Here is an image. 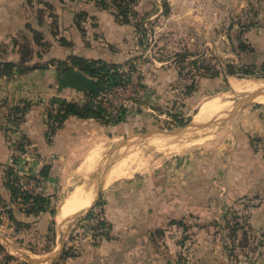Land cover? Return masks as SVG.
Returning <instances> with one entry per match:
<instances>
[{"label":"rangeland","instance_id":"obj_1","mask_svg":"<svg viewBox=\"0 0 264 264\" xmlns=\"http://www.w3.org/2000/svg\"><path fill=\"white\" fill-rule=\"evenodd\" d=\"M0 1V61L20 58L13 44L32 39L28 25L42 31L48 44L33 47L42 53L33 58V63L43 65L36 69L40 72L0 77V137L10 149L9 158L0 157V193L23 223L25 213L11 203L5 173L13 166L23 189L48 194L51 177L42 180L40 173L52 159L36 151L28 130L35 129L50 144L55 140V135L48 138L47 117L60 102L49 97V75L43 71L56 66L67 72L58 63L70 56L57 59L54 45H60L57 39L63 37L68 11L75 20L79 13L83 16V30L76 27L84 37L99 35L106 49L127 54L116 69L119 77L110 69L104 79L99 78L100 89L91 91L95 101L100 93V104L112 115L125 110L120 130L114 122H100V143L98 134H85L84 140L99 144L75 154L70 167L77 171L57 173L55 216L43 212L28 228L16 231L3 214L1 242L17 258L5 263L0 255V264H75L72 260L81 254L82 245L88 241L100 245L110 237L109 193L148 201L146 217L158 216L148 244L163 252L164 264H264V57L247 38L255 24L264 28V7L252 2L243 6L248 0H233L227 7L201 0L199 12L194 10L198 0H127L132 11L129 21L121 23L124 18L116 15L112 0H107L109 10L95 1L43 0L49 6L40 24L30 0L28 15L23 9L19 16L17 0ZM244 45L255 53L254 74L227 76V81L213 76L229 63L242 65ZM208 101L224 107L197 121ZM16 105L27 108L23 120L22 112L13 113ZM30 113L33 119L28 121ZM179 118L191 122L180 127ZM126 123L132 128L123 129ZM202 124L206 126L197 127ZM23 143L25 150L20 152ZM73 186L85 187L92 195L90 206L93 201L97 204L90 217L87 207L60 219V207ZM157 197L162 201L151 202Z\"/></svg>","mask_w":264,"mask_h":264},{"label":"crops","instance_id":"obj_2","mask_svg":"<svg viewBox=\"0 0 264 264\" xmlns=\"http://www.w3.org/2000/svg\"><path fill=\"white\" fill-rule=\"evenodd\" d=\"M198 1L200 2V5L195 4L194 10L200 12L202 5L201 0ZM215 1L216 5L223 7L233 4V0ZM250 2L259 8L264 7V0H248L246 3H243V6L244 4L249 5ZM0 3L2 4L3 2L0 1ZM18 3L20 4V9H15L18 16L22 13L23 9H26V14L28 15L30 12V7L26 6L28 0H17V4ZM203 6H206V4H203ZM213 6H215V4ZM15 7H17V5ZM96 13H100V10L97 9ZM67 15L66 29L65 27L64 29L62 28V31L64 32L62 35L72 43V46L67 48L62 45H54L55 53H58H54V56L57 57V59L75 55L88 59H101L109 63L116 64L123 63L127 60V54L125 52H111L104 47V44H100L99 35L93 39H89L87 36L84 37V35L76 27L75 16L72 12L68 11ZM115 28H117V31L121 29L119 25L116 27L114 25V29ZM85 29H87V27H85ZM96 30L97 33L100 34L99 27ZM247 38L248 42L251 43V45L257 50H260L262 57H264V28L260 27L259 24H255V26L250 29ZM260 53L258 52V56H260ZM245 60H249L254 64L256 61L255 53L248 51L244 52L241 57L242 63H244ZM258 60L260 59L258 58ZM36 71L40 72L41 70ZM43 72L49 75V97L53 98L55 102H62L64 100L81 102L85 99L86 92L100 89V80L98 77H92L76 68L67 72H59L56 66H51L48 71L44 70ZM163 72L166 73L167 71L163 70ZM31 118L33 119L30 113L28 121L29 119L31 120ZM69 126L71 130L68 129ZM122 128L126 130L131 129L132 127L131 124L126 123L125 125L123 124ZM115 129L120 130V125H116ZM86 133L87 137L89 134L92 136H94V134H98L97 138L100 143V122L96 120H80L76 117H70L64 128L59 130L55 135V140L51 144L46 140L45 136L40 137V133H36L35 129L28 130V135L32 137L33 145L36 151L42 156L52 159L50 172L51 178L46 184L48 194L56 195L59 193V191H56V185H54L57 173L64 176L65 174H68V170L72 172L78 170L76 168L74 171V167H70L72 161L71 159H73L78 151L86 149L87 146L92 147L93 143L99 144L98 141L89 142V139L84 140ZM82 140L85 142L83 146L81 145ZM248 148L249 146L246 147L245 150H249ZM9 156L10 149L7 147L4 139L0 137V157L9 158ZM76 188L77 186H73L71 188V192H73ZM145 190H148V188H145ZM140 191L141 193L143 192V190ZM107 196L108 217L113 224V230L111 231L110 237L100 243V245H95L88 241L85 245H82L81 254L76 256L72 262H75V264H78L79 262H81V264H164L162 255L163 252L156 251L148 244L149 230L158 226L156 224L158 219L156 213L146 217L148 209H144V203H148V201L143 199H128V195H121L118 193L112 195L109 193ZM159 201H162L161 197L151 200V202ZM132 203L136 205L134 206ZM138 206L141 207L140 212H138ZM41 215H43V213L40 215L25 213L24 215L22 214V216H25L22 218L23 221L29 223L31 220H35V218L38 219L37 217H41ZM15 216L18 220H21L17 217L16 213ZM44 216L47 215L44 214Z\"/></svg>","mask_w":264,"mask_h":264},{"label":"trees","instance_id":"obj_3","mask_svg":"<svg viewBox=\"0 0 264 264\" xmlns=\"http://www.w3.org/2000/svg\"><path fill=\"white\" fill-rule=\"evenodd\" d=\"M29 1V0H28ZM36 1V0H35ZM35 1L30 0V7L35 9L39 13L41 19L40 24L43 22L44 15L46 14V9H48L49 3L43 2V0L36 1L38 6L35 7ZM87 1H95L99 6L102 8L109 10L111 4L107 0H87ZM129 1V0H128ZM134 2V0H130ZM40 3H44L40 6ZM112 5L116 6L117 13L116 15H121L124 18V22L120 21L121 23H126L129 21V16L131 13V8L129 9V3L127 0H112ZM28 6V7H29ZM115 12V11H113ZM76 15L77 23L76 25L82 31L83 27L80 23V19L83 18L82 15ZM53 15H51L52 17ZM57 25V23H56ZM28 29L32 34V39H26L23 43H18L14 41V46L18 49L20 54V58L16 61L9 60V61H0V77L4 78H11L16 75H25L29 72H32L36 69L44 68L43 65L39 63H33V58L35 56H42L41 52H36L34 50V46L42 47L47 46V41L45 40L44 33L40 30L34 29L30 25H28ZM54 34V33H52ZM55 36L59 37L58 34ZM60 45L64 46H72V43L69 42L65 37H60L57 39ZM242 50L245 52H252V49L247 46H241ZM158 60V59H157ZM63 71H70L71 69H78L85 74H88L92 77H98L104 79L107 75L106 72H109L110 69L113 70L115 73L113 75L115 77H119V73L116 72V69L120 67L118 64H111L104 60H95V59H88L85 57H79L75 55H71L68 60L59 61L58 63ZM222 70V69H221ZM254 74V64L249 61L245 60L244 63L240 66L234 65L232 63L227 64L226 68L222 71H217L213 76H222L227 81V76H247ZM190 94V91L189 93ZM85 100L81 102H71L64 100L59 103V105L49 112L47 117V127H48V135L51 139L52 136L56 135L59 130L63 129L67 120L70 117H76L80 120H96L98 122H103V124L108 125L111 122H114L116 125L121 124L125 120V110L120 111L117 115H112L108 112L107 108L104 107L102 104L96 102L94 100L95 93L90 92L87 94ZM29 104V103H28ZM27 106V105H26ZM27 108H23L20 105H16L13 107V113H21L22 112V119H24L26 114ZM191 122L190 118L184 119L179 118L177 123L180 127H186ZM23 139H26L25 137ZM25 150V143L19 145L18 151L23 152ZM17 160V159H16ZM15 160V162H16ZM51 172V165H44L40 177L42 180H48ZM5 184L7 189L10 192V201L12 204H17L20 206L21 210L26 214H34L38 215L39 213L49 211L52 216L56 214V207L53 203L54 195H42L39 193H35L28 189H23L19 185V175L17 173V169L13 166H9L5 173ZM95 207L88 211L89 217L93 213ZM3 214L7 215V218L11 222V224L15 227L16 231H20L21 229L28 228L30 224L23 223L19 221L14 213V210L9 207L8 203L4 201L3 196L0 193V225L3 221ZM55 224V221H53ZM53 231V229H50ZM65 254V252H64ZM0 255L3 256V262L9 263L10 261L16 260V256L11 254L6 246L0 240Z\"/></svg>","mask_w":264,"mask_h":264},{"label":"bare ground","instance_id":"obj_4","mask_svg":"<svg viewBox=\"0 0 264 264\" xmlns=\"http://www.w3.org/2000/svg\"><path fill=\"white\" fill-rule=\"evenodd\" d=\"M261 101H264V96H261ZM223 107H224V105L221 104V102L208 101L207 103L203 104V106L200 108V110H199L200 113H199V117H198L199 119H197V121H202V120L212 116L213 114L221 111ZM211 113H213V114H211ZM206 114H209V115H206ZM122 164L124 165V162ZM121 172H122V170H121ZM116 174H117V171H116ZM111 175H112V173L109 174V176L106 180L107 183H109V181H111V179H112ZM91 202H92L91 193L88 192L85 189V187L81 188L79 186L73 192H71L69 194V196H67V198L65 199V201L62 205V208L60 207L61 211L59 212V218L63 219V218H65V217H67V216H69V215H71V214H73L79 210L85 209V208L90 206ZM59 218L57 220H59ZM59 221H61V220H59Z\"/></svg>","mask_w":264,"mask_h":264},{"label":"water","instance_id":"obj_5","mask_svg":"<svg viewBox=\"0 0 264 264\" xmlns=\"http://www.w3.org/2000/svg\"><path fill=\"white\" fill-rule=\"evenodd\" d=\"M257 96L258 95H261V94H256ZM257 96H255V97H257ZM211 124V123H210ZM206 125H197V127H205ZM178 132L176 131L174 134H177ZM96 204H97V201H93V203H92V205L90 206V207H88V211L89 210H91L93 207H95L96 206ZM0 240H3V237L0 235ZM7 246V245H6ZM64 246V245H63ZM9 250V249H8ZM11 254H13V253H11ZM14 255V254H13ZM30 260H32V259H30ZM50 260H52V259H50Z\"/></svg>","mask_w":264,"mask_h":264},{"label":"built area","instance_id":"obj_6","mask_svg":"<svg viewBox=\"0 0 264 264\" xmlns=\"http://www.w3.org/2000/svg\"><path fill=\"white\" fill-rule=\"evenodd\" d=\"M96 98H97L96 101L100 103V93L97 95ZM124 106H127V105L124 104ZM105 107H107V106L105 105ZM108 108H109V107H108ZM24 189H27V187H25ZM28 190H29V189H28ZM31 191H33V190H31ZM33 192H35V191H33ZM35 193H36V192H35Z\"/></svg>","mask_w":264,"mask_h":264}]
</instances>
